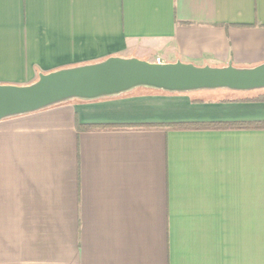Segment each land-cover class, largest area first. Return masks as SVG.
I'll use <instances>...</instances> for the list:
<instances>
[{
	"label": "crops",
	"instance_id": "1",
	"mask_svg": "<svg viewBox=\"0 0 264 264\" xmlns=\"http://www.w3.org/2000/svg\"><path fill=\"white\" fill-rule=\"evenodd\" d=\"M109 57L264 64V0H0V85ZM193 93L0 121V264H264V128H165L264 102Z\"/></svg>",
	"mask_w": 264,
	"mask_h": 264
},
{
	"label": "water",
	"instance_id": "2",
	"mask_svg": "<svg viewBox=\"0 0 264 264\" xmlns=\"http://www.w3.org/2000/svg\"><path fill=\"white\" fill-rule=\"evenodd\" d=\"M138 89L169 94L262 91L264 64L237 68L229 62L224 67H197L181 61L154 63L109 57L97 63L39 74L28 85H0V121L72 101L118 98Z\"/></svg>",
	"mask_w": 264,
	"mask_h": 264
},
{
	"label": "trees",
	"instance_id": "3",
	"mask_svg": "<svg viewBox=\"0 0 264 264\" xmlns=\"http://www.w3.org/2000/svg\"><path fill=\"white\" fill-rule=\"evenodd\" d=\"M241 101L244 102H264V90L259 91L258 94H256L252 98H247L243 99ZM264 128V123H256V124H247V125H233V124H209V125H200V126H192V125H187V126H166L165 128L169 129H188V128ZM79 130H93V129H98L96 127H80L77 126ZM101 128V127H100ZM108 128H115V127H103L102 129H108ZM139 129H150L153 128L151 126H139L136 127Z\"/></svg>",
	"mask_w": 264,
	"mask_h": 264
},
{
	"label": "rangeland",
	"instance_id": "4",
	"mask_svg": "<svg viewBox=\"0 0 264 264\" xmlns=\"http://www.w3.org/2000/svg\"><path fill=\"white\" fill-rule=\"evenodd\" d=\"M259 93V91H253L249 93H240V92H231L227 90H218V91H210V92H198L193 93L194 97H201V98H240V97H252L255 94Z\"/></svg>",
	"mask_w": 264,
	"mask_h": 264
},
{
	"label": "built area",
	"instance_id": "5",
	"mask_svg": "<svg viewBox=\"0 0 264 264\" xmlns=\"http://www.w3.org/2000/svg\"><path fill=\"white\" fill-rule=\"evenodd\" d=\"M155 61H156V63H159V59H157V58H156V60H155Z\"/></svg>",
	"mask_w": 264,
	"mask_h": 264
}]
</instances>
